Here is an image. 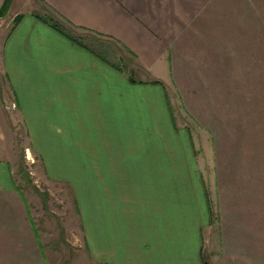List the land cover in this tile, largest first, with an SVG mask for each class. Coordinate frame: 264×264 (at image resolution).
I'll return each instance as SVG.
<instances>
[{
  "label": "crops",
  "instance_id": "obj_1",
  "mask_svg": "<svg viewBox=\"0 0 264 264\" xmlns=\"http://www.w3.org/2000/svg\"><path fill=\"white\" fill-rule=\"evenodd\" d=\"M0 69L44 186L0 157V264H264V0H11Z\"/></svg>",
  "mask_w": 264,
  "mask_h": 264
},
{
  "label": "rangeland",
  "instance_id": "obj_2",
  "mask_svg": "<svg viewBox=\"0 0 264 264\" xmlns=\"http://www.w3.org/2000/svg\"><path fill=\"white\" fill-rule=\"evenodd\" d=\"M11 6V5H10ZM1 6L0 10L2 9ZM10 9V8H9ZM8 9V11H9ZM8 11L5 14L7 15ZM177 120H180L179 108L174 107ZM0 157H7L10 159L14 169H17V178L29 180L34 186L44 188L42 182V176L38 168L39 156L36 154L33 146L30 144L28 134L23 118H20L18 114L17 105L15 99L9 90V85L2 75L0 69ZM21 169L23 170L21 172ZM53 189V188H52ZM54 190V189H53ZM70 195V187L67 185L59 184V193L50 195L51 208L59 212V236L53 237V240L57 241L63 246L64 251H71L74 254L76 248H80L82 245L81 239L77 234L72 235V231L64 226V220L70 217V206L68 204V196ZM37 197V205L41 209V201H44V195H40L35 192ZM47 198L46 200L48 199ZM41 200H40V199ZM55 229V228H54ZM70 257V256H69Z\"/></svg>",
  "mask_w": 264,
  "mask_h": 264
},
{
  "label": "trees",
  "instance_id": "obj_3",
  "mask_svg": "<svg viewBox=\"0 0 264 264\" xmlns=\"http://www.w3.org/2000/svg\"><path fill=\"white\" fill-rule=\"evenodd\" d=\"M10 5H11V0H5V1H4V4H3V7H2V9L0 10V13H1V14H5V13L8 11V9L10 8ZM19 19H20V17H16L14 23L16 24V23L19 21ZM50 22H51V25H52L53 27H55L56 29L59 30V28H61L60 25H59V23L56 22V20L50 19ZM22 171H23V170L21 169V172H22Z\"/></svg>",
  "mask_w": 264,
  "mask_h": 264
}]
</instances>
